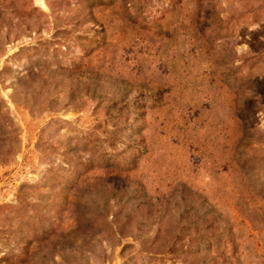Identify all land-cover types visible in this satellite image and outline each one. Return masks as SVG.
<instances>
[{
  "label": "rangeland",
  "instance_id": "rangeland-1",
  "mask_svg": "<svg viewBox=\"0 0 264 264\" xmlns=\"http://www.w3.org/2000/svg\"><path fill=\"white\" fill-rule=\"evenodd\" d=\"M0 264H264V0H0Z\"/></svg>",
  "mask_w": 264,
  "mask_h": 264
}]
</instances>
